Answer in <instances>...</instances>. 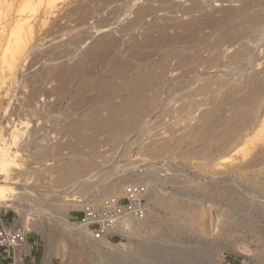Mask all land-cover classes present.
<instances>
[{
	"label": "rangeland",
	"instance_id": "rangeland-1",
	"mask_svg": "<svg viewBox=\"0 0 264 264\" xmlns=\"http://www.w3.org/2000/svg\"><path fill=\"white\" fill-rule=\"evenodd\" d=\"M192 1L196 5H191ZM249 1L0 0V147L9 144V138L12 137L10 134L13 132L17 134L14 137L18 145L14 148L22 150L14 159L17 166L10 164L8 165L10 167L7 166L4 171H0V193L2 192L3 196L16 197L25 209L29 210L28 231L31 224L40 219L43 220L42 226L57 231L59 236L54 242L49 240L47 233L30 230L28 245L24 248L27 264H114L113 253L99 251L94 242L85 239L81 241L73 233L65 231L57 220L65 214L68 219L80 216L82 207L76 206L75 203L83 201L97 204L104 197L106 189L119 182L121 185H129L132 182L145 183L149 192L152 190L160 196L193 206L191 214L182 211L176 217L178 223L183 225L186 222L184 225L187 223L192 225L187 224L189 231L183 241L161 242L163 248L167 247L165 248L167 252L173 251L172 254L176 256L180 250L202 249L207 251L205 257L209 264H264V217L261 212L264 208V199L254 197L253 200L252 196L244 192L246 190L244 187L249 186L244 182L248 177L250 179L258 177L261 184H264V163L249 168L243 166L260 150L264 152V127L260 130L258 124L264 122V97L257 99L259 103L254 100L256 101L254 104L258 103L255 106L251 98L255 80L264 79V4L261 0L258 2L251 0V3L256 5L253 8ZM242 4L243 8L239 10ZM144 5L152 7L154 12L142 21L136 18L138 15L136 11L145 7ZM257 5L261 7L258 8ZM191 6L197 9L192 11ZM184 11L189 14H183ZM255 11L258 12L257 16ZM224 12L225 14L231 12L227 16L230 18L223 16ZM207 14L215 16V19L227 20L221 21L224 25L219 22L221 25L217 24L218 28L206 25L193 30L195 31L193 35L200 43L194 45L188 43L187 45L192 48H187L186 44H183L186 46L184 47L156 43L158 40L161 41L160 37L163 36L175 38L181 35L180 33L184 32L180 29L183 23L186 24L194 18L202 20L200 16H203L204 20ZM51 20H54V23ZM134 20L137 24L134 23L132 28L136 29L126 30V25ZM237 31L238 34L240 32L239 35ZM222 33L224 43L218 48L219 45L217 46L215 41L220 39ZM146 35L150 36V39H147ZM232 35L235 38H232ZM255 35L258 37H254ZM98 39L102 41L101 43L104 41L109 43L110 40V43H114L110 46L112 53L109 51V56L102 54V48L92 43ZM19 40H22L21 44L17 42ZM213 46L216 51L212 49ZM86 50H90L91 59L89 58L86 70H82V73H85H80L81 78L71 77L66 86L63 82L68 77L66 78L64 74L67 76L68 68L73 66L81 58L82 53L87 52ZM170 50H173L171 55ZM239 51L240 54L245 53V56L241 54L239 58ZM186 52H190L194 61L195 57L200 60L196 58L197 62L192 61L189 65L179 66L176 54ZM14 55L15 61L8 63L6 60L11 61L10 57ZM217 55L220 56L218 61ZM234 55L235 59L232 58ZM116 60L124 62H120L121 72L115 78L112 77V71ZM163 68L164 77L159 84L160 80H156L157 88L155 86L145 91L148 99H151L144 106L148 109L134 107L131 111L115 114L113 110L126 103V94L130 88L131 92L135 91L151 69L158 72ZM55 69L61 74H56ZM136 73L140 80L135 77ZM128 77L131 79L130 83L136 78L137 80L130 84ZM96 80L107 81L111 86L110 90L112 89V92L109 91L111 98L95 97L93 84L97 83ZM123 83L129 85L130 90ZM59 85L63 86L64 91L59 92ZM88 85L92 86V89L89 90ZM35 91L39 92L36 96ZM91 94L94 96L91 97ZM154 95L156 97H153ZM95 98H101L102 101ZM110 105L113 107H109ZM251 106L255 116L250 112ZM237 109L240 112L243 110L242 113L246 114L249 110L250 120L253 118L252 123L249 121V125L247 123L240 125L242 128L237 127L238 130L234 129L237 124L231 118L233 114L236 116L240 113ZM129 121L134 122L125 126L126 128L123 126L124 129L120 127L112 130L114 123L123 124ZM221 121L228 122L223 130L219 129ZM103 122L109 123L102 128ZM214 126L218 128L213 129ZM220 130L221 132H218ZM216 131L218 134H224L222 139L225 142L219 141V137L216 139ZM226 132L230 134L227 136ZM245 142L246 144H243ZM224 156L230 160L221 161ZM173 182L188 184L191 192H179ZM191 184L196 188L190 186ZM227 184L258 207V210L252 211L258 219H247L245 226H232L227 218L231 210L219 200L220 193L223 194L221 189ZM257 184L256 182L251 186L256 187ZM261 184L259 188H262ZM116 191L119 192L118 189ZM71 199L75 200L71 205L65 206ZM147 205L148 208L151 207L148 199ZM3 213L11 217L5 220ZM0 214L6 225L19 226L20 217L13 208H0ZM160 215L165 221L171 220L172 215L169 212L161 211ZM149 217L151 213L148 211L146 219ZM147 229L137 234L121 230L109 241L118 246L119 256L130 258L138 255L137 253L146 247L149 235L155 237V230ZM82 242H86L88 251L82 250ZM176 259L173 257L168 263H163L154 258L138 257L137 262L133 264H180L181 261Z\"/></svg>",
	"mask_w": 264,
	"mask_h": 264
},
{
	"label": "bare ground",
	"instance_id": "bare-ground-1",
	"mask_svg": "<svg viewBox=\"0 0 264 264\" xmlns=\"http://www.w3.org/2000/svg\"><path fill=\"white\" fill-rule=\"evenodd\" d=\"M163 1V0H162ZM178 1V0H177ZM185 1V0H184ZM190 1V0H189ZM244 1V0H243ZM247 1V0H246ZM253 1V0H252ZM258 1H260V0H257L256 2H258ZM262 2L261 3H263L264 4V0H261ZM158 2V1H157ZM160 2V1H159ZM193 2V1H192ZM250 3H251V0L249 1ZM248 2V3H249ZM256 2H254L255 4H258V3H256ZM67 3V2H66ZM81 3V2H80ZM163 3H165V2H163ZM175 3V2H174ZM174 3H173V5H174ZM191 3V2H190ZM169 4V3H168ZM177 4V3H176ZM195 3L193 2V4L191 3V5H194ZM252 4V3H251ZM262 4V5H263ZM72 5V4H71ZM77 5V4H76ZM79 5V4H78ZM161 5H162V3H161ZM172 5V6H173ZM196 5V4H195ZM206 5V4H205ZM73 6V5H72ZM81 6V5H80ZM80 6H78L79 8H80ZM145 6V5H144ZM165 6V5H164ZM188 6V5H187ZM198 6H200V5H198ZM202 6V5H201ZM200 6V7H201ZM249 6H250V4H249ZM253 6H256V5H253L252 4V7ZM258 6V5H257ZM260 6V5H259ZM259 6H258V8H259ZM264 6V5H263ZM67 7V6H66ZM161 7V6H160ZM170 7V6H169ZM189 7H190V5H189ZM193 6H191V8H192ZM245 7V6H244ZM261 7V6H260ZM64 8V7H63ZM70 9L72 8V7H69ZM83 8V7H82ZM155 8V7H154ZM178 8V7H177ZM186 8V7H185ZM191 8L189 9V10H191ZM195 8L197 9V7H194V9L192 8V11L193 10H195ZM203 8H205V7H203ZM238 8H239V6H238ZM243 8V4H242V7H240L239 8V10L240 9H242ZM250 8H251V6H250ZM254 8V7H253ZM256 8V7H255ZM263 8V7H262ZM74 9V8H73ZM76 9V8H75ZM138 9V8H137ZM140 9V8H139ZM183 9V8H182ZM181 9V10H182ZM187 9V8H186ZM230 10L232 9V8H229ZM234 9V8H233ZM245 10H246V8H244ZM257 9V8H256ZM79 10H81V8L79 9ZM173 10V9H172ZM180 9H179V11H181ZM184 10V9H183ZM227 10V9H226ZM225 10V11H226ZM229 10V11H230ZM238 10V9H237ZM254 10V9H253ZM71 11V10H70ZM167 11V10H166ZM188 11V10H187ZM187 11H184L183 12V14H186L187 15ZM192 11H191V13H192ZM198 11V10H197ZM200 11H201V8H200ZM236 11V10H235ZM242 11V10H241ZM248 11V10H247ZM258 11V10H257ZM264 11V10H263ZM262 11V12H263ZM66 12V11H65ZM134 12V11H133ZM137 13H138V15L136 16V18H138L139 20H142L143 18H145V17H149L148 15H151L153 12H154V9H152V7H149V5H148V7H147V5L145 6V7H143L142 9H140L139 11L137 10L136 11ZM177 12V11H176ZM202 12V11H201ZM204 12V11H203ZM233 12V11H232ZM246 12V11H245ZM250 12V11H249ZM259 12H261V11H259ZM197 13V12H196ZM227 13V12H226ZM242 13V12H241ZM247 14H248V12H246ZM258 13V12H257ZM256 13V11H255V15L257 14ZM45 14V13H44ZM51 14V13H50ZM49 13H48V15H50ZM189 14V13H188ZM224 14H225V12H224ZM229 14H231V12H228V14H225V15H223V16H225V17H227ZM237 14V13H236ZM240 14V13H239ZM243 14H245L244 12H243ZM252 14V13H251ZM253 14H254V12H253ZM47 15V14H46ZM191 15V14H190ZM198 15V14H197ZM213 15V14H212ZM66 16V15H65ZM134 16V15H133ZM234 16V15H233ZM250 15H248V17H249ZM252 16H254V15H252ZM257 16V15H256ZM200 17H202V20H201V18H198V19H200L201 20V22L198 20V19H196V18H194V19H191L190 21H188V23H183L184 25H182L181 26V30H183L184 32L183 33H180L181 35H175L176 37L174 38V37H172V38H168V37H166V36H163V37H160V38H162L161 39V41H157L156 43L158 44V42H160V44L161 45H170V44H173V45H179V46H181V45H183V44H188V43H190V44H193L194 45V43H200V41L198 42L197 41V37H195L193 34H195L194 32H193V30H197L199 27H202V26H206V25H208V26H206V27H209V25H214V26H217V28L219 27L217 24H219V25H221L219 22H221L222 20L223 21H226L228 18H230V16L229 17H227V19L226 20H224L223 18H222V20H220L219 18L218 19H215L213 16H211V15H208L207 14V16H204V20H203V16H200ZM222 17V16H221ZM242 17V16H241ZM247 17V16H246ZM251 17V16H250ZM258 17H259V14H258ZM263 17V16H262ZM47 18V17H46ZM232 18V17H231ZM253 17H251V19H252ZM257 18V17H256ZM261 18V17H260ZM171 19V18H170ZM176 19V18H175ZM174 19V20H175ZM238 19V18H237ZM264 19V18H263ZM56 20V19H55ZM145 20V19H144ZM171 20H173V19H171ZM189 20V19H188ZM257 20V19H256ZM261 20H262V18H261ZM45 21V20H44ZM48 21V20H47ZM46 21V23H48ZM52 21V20H51ZM54 21V20H53ZM52 21V22H53ZM143 21V20H142ZM234 21V20H233ZM249 21V20H248ZM255 21V20H254ZM259 21V20H258ZM137 21L136 20H134V21H131L129 24H127L126 25V27H125V29L126 30H129V29H132V30H134V29H136V27L135 28H132L133 27V25H134V23L135 24H137L136 23ZM168 22H170V21H168ZM177 22V21H176ZM256 22V21H255ZM261 22V21H260ZM54 23V22H53ZM52 23V24H53ZM57 23V22H56ZM56 23H55V25H56ZM222 23V22H221ZM233 23V22H232ZM256 23H259V22H256ZM263 23V22H262ZM261 23V24H262ZM17 24H19V23H17ZM49 24H50V22H49ZM138 24H139V22H138ZM141 24V23H140ZM145 24V23H144ZM180 24H182V23H180ZM223 24V23H222ZM229 24H231V23H229ZM240 24H242V23H240ZM248 24V23H247ZM261 24H259V26H261ZM54 25V26H55ZM166 25V24H165ZM224 25V24H223ZM222 25V26H223ZM246 25V24H245ZM244 25V26H245ZM250 25H251V23H250ZM50 26V25H49ZM52 26V25H51ZM50 26V27H51ZM156 26V25H155ZM167 26V25H166ZM229 26H231V25H229ZM247 26V25H246ZM248 26H249V24H248ZM247 26V27H248ZM263 26V25H262ZM139 27V26H138ZM148 27V26H147ZM151 27V26H150ZM177 27V26H176ZM180 26L178 25V28H179ZM221 27V26H220ZM238 27V26H237ZM250 27V26H249ZM264 27V26H263ZM145 28V27H144ZM152 28H154V27H152ZM165 28V27H164ZM205 28V27H204ZM245 28V27H244ZM251 28H252V25H251ZM257 28H258V25H257ZM222 29V28H221ZM232 29V28H231ZM253 29V28H252ZM263 29V28H262ZM148 30H153V29H149L148 28ZM178 30V29H177ZM186 30H188V33H186ZM205 30V29H204ZM242 30V29H241ZM244 30H246V29H244ZM255 30V29H254ZM258 30V29H257ZM256 30V31H257ZM259 30H260V28H259ZM227 31V30H226ZM234 31V30H233ZM248 31V30H247ZM131 32V31H130ZM161 32V31H160ZM163 32V31H162ZM175 32V31H174ZM262 32V31H261ZM129 33V32H128ZM147 33H149V31H147ZM167 33V32H166ZM225 33V32H224ZM224 33H222V34H220L221 35V37L219 36V40L217 41H215V42H217V46L219 45V47L218 48H220V45L221 46H223L222 45V43H224V42H222L223 41V38H222V36H223V34ZM227 33H229V32H227ZM226 33V34H227ZM256 33V32H255ZM165 34V33H164ZM178 34V33H177ZM225 34V35H226ZM237 34H238V31H237ZM239 34H240V32H239ZM238 34V35H239ZM250 34V33H249ZM252 34V33H251ZM264 34V33H263ZM262 34V35H263ZM144 35H145V33H144ZM143 35V36H144ZM150 35V34H149ZM224 35V36H225ZM151 36V35H150ZM150 36H148V35H146V38L148 39ZM170 36V35H169ZM198 36V35H197ZM215 36H216V34H215ZM227 37H228V34L226 35ZM230 36H231V34H230ZM253 36V35H252ZM257 35H255L254 37H256ZM261 35H259V37H260ZM153 37V36H152ZM240 37V36H239ZM242 37V36H241ZM258 37V36H257ZM102 38V37H101ZM104 38V37H103ZM145 38V36L143 37V39ZM156 38V37H155ZM159 38V39H160ZM174 38V39H173ZM218 38V37H217ZM232 38H235V37H233V35H232ZM231 38V39H232ZM249 38V37H248ZM253 38V37H252ZM260 38H262V37H260ZM150 39V38H149ZM199 39V38H198ZM229 40H230V38H228ZM237 39H238V36H237ZM243 39V38H242ZM241 39V40H242ZM254 39V38H253ZM96 40V39H95ZM94 40V41H95ZM107 40V39H106ZM136 40V39H135ZM228 40V42H229V44H230V41ZM233 40V39H232ZM231 40V41H232ZM258 40V39H257ZM22 41V40H21ZM21 41L19 40V41H17V42H20L19 44H21ZM103 41H104V39H103ZM237 41V40H236ZM262 41V40H261ZM74 42H75V40H74ZM102 41H100V39H98L96 42H92V43H94V45H97L98 47H101L102 48V54L104 53V55H108L109 56V51H110V49H111V45L112 44H114V43H110L111 42V40H110V42L109 43H104V42H106V41H104L103 43H101ZM140 42H141V40H140ZM151 42V41H150ZM205 42V41H204ZM238 42H239V40H238ZM247 42V41H246ZM255 42V41H254ZM226 44H227V42H225ZM18 44V43H17ZM72 44H74V43H72ZM152 44V43H151ZM203 44V41H202V43H201V45ZM213 44V43H212ZM231 44H235V43H232L231 42ZM241 44V43H240ZM239 44V45H240ZM243 44V43H242ZM135 45V44H134ZM195 45H197V44H195ZM205 45V44H204ZM248 45V44H247ZM14 46H15V44H14ZM114 46V45H113ZM112 46V47H113ZM184 46V45H183ZM197 46H199V45H197ZM197 46H195V47H197ZM209 47H210V44L208 45ZM231 46H233V45H231ZM91 47V46H90ZM94 49H95V47L94 46H92ZM116 47V46H115ZM164 47V46H163ZM184 47H186V46H184ZM192 48L190 45L188 46L187 45V48ZM206 47V46H205ZM227 47H229V46H227ZM251 47V46H250ZM254 47V46H253ZM262 47V46H261ZM93 48H91V50L93 49ZM173 48V47H172ZM175 48H176V46H175ZM260 48V47H259ZM88 49V48H87ZM93 49V50H94ZM103 49H105V50H103ZM116 48H114V50H115ZM177 49V48H176ZM205 50L207 49V48H204ZM212 49H214V46H213V48ZM242 49V48H241ZM240 49V51H243V50H241ZM247 49H248V47H247ZM181 50V49H180ZM184 50V49H183ZM210 50V49H209ZM208 50V51H209ZM230 50V49H229ZM87 51V50H86ZM90 51V50H89ZM89 51H87V52H85L84 51V53H82V56H81V58L80 59H78L75 63H74V65L71 67H69L68 69H69V71L67 70V72H68V74H67V76L64 74V73H67V72H63V74H64V76L67 78V80L66 79H64V80H66L65 82H63L64 80L63 79H61V80H63L62 82L64 83V84H66V86H67V84L69 83V81H70V79H71V77H78V78H81V76H82V74H84V73H82V70L84 71V70H86L85 68H86V66H87V63L90 61V57H91V52H89ZM171 51V50H170ZM182 51V50H181ZM180 51V52H181ZM198 51V50H197ZM200 51V50H199ZM202 51H203V49H202ZM214 51H216L215 49H214ZM240 51H239V54H240ZM248 51V50H247ZM93 52V51H92ZM94 52H95V50H94ZM172 52H173V50L171 51V53L170 52H168V53H170V55L172 54ZM184 52V51H183ZM211 52H213V51H211ZM244 52H246V50L244 49ZM110 53H112L111 51H110ZM167 53V54H168ZM190 53V52H189ZM189 53H187L186 52V54L185 53H182V54H176V56L178 57L177 59V61H178V65L179 66H185V65H189V64H191L192 63V61L193 62H197L196 61V58L197 57H195V61H194V59H193V57H192V55H190ZM219 53H220V49H219ZM223 53V52H222ZM227 53V52H226ZM251 53V52H250ZM93 54V53H92ZM166 54V55H167ZM174 54V55H175ZM216 54V53H215ZM215 54H213V56L215 55ZM217 54H218V52H217ZM234 54V53H233ZM241 54H244V56H245V53H242L241 52ZM241 54H240V57L239 58H241ZM247 55H248V53H246ZM255 54V53H254ZM196 55L198 56V54L196 53ZM219 55V54H218ZM217 55V56H218ZM252 55V54H251ZM251 55H249L250 57H251ZM256 55V54H255ZM169 56V55H168ZM216 56V55H215ZM235 56L236 55H234V57H232V58H234L235 59ZM243 56V57H244ZM248 56V57H249ZM254 56V55H253ZM5 57V56H4ZM103 57H107V56H103ZM166 57V56H165ZM172 57V56H171ZM175 57V56H174ZM199 57V56H198ZM211 57V56H210ZM219 57L220 56H218V59H217V61L219 60ZM242 57V58H243ZM6 58V57H5ZM11 58V61H9V60H6V61H8V63H12V62H14L15 61V55L13 56V57H10ZM90 58V59H89ZM125 58V57H124ZM176 58V57H175ZM208 58V57H207ZM214 58V57H213ZM212 58V59H213ZM230 58V57H229ZM232 58H231V60H232ZM237 58V57H236ZM105 59V58H104ZM109 59V58H108ZM120 59V58H119ZM198 60H200V58H197ZM210 59V58H209ZM251 59V58H250ZM5 60V59H4ZM118 60V59H117ZM116 60V62H114V65H113V67L115 68V70H114V68H113V76L112 77H117L118 76V74H120V72H121V70L119 69L121 66V64H120V62H122V61H117ZM165 60H167V58H165ZM205 60V59H204ZM228 60V59H227ZM230 60V59H229ZM238 60V59H237ZM206 61H207V59H206ZM215 61V60H214ZM124 62V61H123ZM122 62V63H123ZM198 62H200V61H198ZM202 62H203V60H202ZM208 62V61H207ZM247 62V61H246ZM7 63V62H6ZM128 63V62H127ZM177 63V62H176ZM204 63V62H203ZM214 63V62H213ZM212 63V64H213ZM237 63V62H236ZM126 64V63H125ZM201 64V63H200ZM199 64V65H200ZM206 64V63H205ZM210 63H208V64H206V65H209ZM211 64V65H212ZM112 65V64H111ZM123 65V64H122ZM175 65H177V64H175ZM177 65V66H178ZM210 65V66H211ZM216 65V64H215ZM249 65V64H248ZM123 67V66H122ZM139 66H137V68H138ZM141 67V66H140ZM139 67V68H140ZM187 67V66H186ZM191 67V66H190ZM189 67V68H190ZM198 67V66H197ZM232 67V66H231ZM250 67V66H249ZM136 68V69H137ZM152 68V67H151ZM178 68V67H177ZM181 68V67H180ZM188 68V67H187ZM207 68V67H206ZM241 68V67H240ZM118 69V70H117ZM135 69V68H134ZM135 69V70H136ZM143 69V68H142ZM153 69V68H152ZM152 69H151V72H147L146 71V73H148V75H146L145 74V76L146 77H143V82H141V84L139 83V81H138V83H139V85L137 86V89L135 90V91H133V92H131V90H132V88H130V87H128L127 86V84L125 85L124 83V85L126 86V87H128L127 89H129L130 91L128 92L127 91V89H126V87L124 88V89H126V93L128 92V94H126V96H127V98H125L126 99V103L125 104H123L122 106H119V107H117L116 109H114L113 111L115 112V114L117 113V114H122L123 112H128V111H131L134 107H138V108H143L144 106H145V103L147 102V101H150L149 99H148V96H147V94H146V89H150V88H153V87H155L156 85H157V81L158 80H160V81H158V84H159V82H161V79L164 77V68H163V70H160V71H152ZM185 69V68H184ZM57 70H59V69H57ZM120 70V71H119ZM141 70V69H140ZM139 70V71H140ZM150 70V69H149ZM148 70V71H149ZM191 70V69H190ZM264 70V69H263ZM55 72H56V74H58V73H60L61 74V72H58V71H56V69L54 70ZM194 71V70H193ZM87 72V71H86ZM133 72V71H132ZM135 72H137V71H134V73ZM145 73V71H142V73ZM190 72V71H189ZM192 72V71H191ZM236 72V71H235ZM80 73H82V74H80ZM231 73H233V72H231ZM87 74V73H86ZM132 74V73H131ZM69 75V76H68ZM81 75V76H80ZM112 75V74H111ZM141 75V74H140ZM143 75V74H142ZM254 75V74H253ZM84 76V75H83ZM132 77L134 76L133 74L131 75ZM130 76V77H131ZM144 76V75H143ZM197 76V75H196ZM111 77V76H110ZM111 77V78H112ZM130 77H128V81H129V83H130ZM131 77V78H132ZM135 77H137L138 79L140 78V76L138 75V73H136L135 74ZM150 77V78H149ZM198 77V76H197ZM254 77V76H253ZM256 77V76H255ZM264 77V76H263ZM62 78V77H61ZM64 78V77H63ZM109 78V77H108ZM137 78L136 79H134V80H132V82L133 81H135L136 82V80H137ZM232 78V77H231ZM110 79V78H109ZM127 79V78H126ZM195 79H197L196 77H195ZM245 79V78H244ZM253 79V78H252ZM256 78H254V80H255ZM69 80V81H68ZM105 80V79H104ZM111 80V79H110ZM140 80V79H139ZM157 80V81H156ZM199 80V79H198ZM225 80V79H224ZM229 80V79H228ZM97 81V80H96ZM98 81H99V83H98ZM97 81V83H95V84H93L94 85V89L93 90H95V97H101V98H108V96H110V98H111V96L112 95H110L111 93L110 92H112L111 90H110V88H111V86H109L108 84H107V81H102V82H100V80H98ZM112 81H114V80H112ZM126 81V80H125ZM256 82H254L255 83V85H254V92H253V96L251 97L252 98V102H253V104L256 102V101H258L259 100V98H261V97H264L263 95H264V79H258L257 78V80H255ZM66 82H68V83H66ZM127 82V81H126ZM131 82V83H132ZM221 82V81H220ZM128 83V84H129ZM130 83V84H131ZM226 83V82H225ZM110 84V83H109ZM135 84V83H134ZM207 84V83H206ZM231 84V83H230ZM253 84V83H252ZM42 85V84H41ZM112 85H114V84H112ZM39 86H40V84H39ZM91 86V85H90ZM132 86V85H131ZM135 86H136V84H135ZM158 86H160V85H158ZM203 86V85H202ZM219 86H221V84L219 85ZM222 86H223V84H222ZM230 86V85H229ZM37 87V86H36ZM42 87V86H41ZM63 86H61L60 87V85H59V88H58V90H59V92L61 91V90H63V88H62ZM92 87V86H91ZM91 87H89V85H88V89L90 90V89H92ZM112 87H115V86H112ZM197 87V86H196ZM43 88V87H42ZM86 88H87V86H86ZM117 88V87H116ZM118 88H119V86H118ZM117 88V89H118ZM156 88H157V86H156ZM207 88V87H206ZM115 89V88H114ZM202 89H203V87H202ZM87 90V89H86ZM119 90L120 91H122L120 88H119ZM118 90V91H119ZM144 90V91H143ZM157 90V89H156ZM194 90V89H193ZM206 90V89H205ZM39 91V90H38ZM38 91H35V93H34V96H36L37 95V93H39ZM64 91V90H63ZM110 91V92H109ZM141 91H143V93H141ZM159 91H160V88H159ZM192 91V90H191ZM203 91H204V89H203ZM250 91V90H249ZM62 92V91H61ZM92 92V91H91ZM206 92H207V90H206ZM94 94V93H93ZM194 94V93H193ZM249 94V93H248ZM149 95V94H148ZM231 95V94H230ZM32 96H33V94H32ZM92 96H94V95H92L91 94V97ZM150 96V95H149ZM153 97H156V95H154ZM152 97V99H155V98H153ZM248 97V96H247ZM30 98H32V97H30ZM100 98V99H101ZM234 98V97H233ZM236 98H237V95H236ZM235 98V99H236ZM96 99H98V98H95V100ZM100 99H98V100H100ZM109 99V98H108ZM206 99V98H205ZM258 99V100H257ZM91 100H92V98H91ZM234 100V99H233ZM232 100V101H233ZM254 100H256V101H254ZM100 101H102V100H100ZM206 101V100H205ZM231 101V100H230ZM229 101V102H230ZM238 101V100H237ZM243 101V100H242ZM241 101V102H242ZM109 102V101H108ZM202 102V101H201ZM247 102V101H246ZM148 103V102H147ZM194 103V102H193ZM198 103V102H197ZM200 103V102H199ZM204 103V102H203ZM233 103V102H232ZM235 103V102H234ZM238 104H239V102H237ZM258 103H259V101H258ZM257 103V104H258ZM257 104H254V106L255 105H257ZM220 105V104H219ZM112 105H110L109 107H111ZM240 106V105H239ZM248 106V105H247ZM246 106V107H247ZM253 106V107H254ZM113 107V106H112ZM148 107V106H147ZM235 107V106H234ZM249 107V106H248ZM115 108V107H114ZM218 108V107H217ZM239 108V107H238ZM244 108V107H243ZM242 108V109H243ZM250 108V107H249ZM146 109H148V108H146ZM145 109V107H144V109H142V110H146ZM187 109V108H186ZM214 109V108H213ZM255 109V108H254ZM110 110H112V109H110ZM218 110V109H217ZM236 110V109H235ZM237 111H238V109H237ZM249 111V110H248ZM248 111H247V114L246 113H242V112H244L243 110H242V112H240V111H238V115H232L231 116V118L235 121V123L237 124V126H235L234 127V129H236V130H238V128L237 127H240V125H243V124H245V123H249V121H251L250 123H252V120H253V118H252V120H250V114L251 113H254V112H252L253 110H252V106H251V109H250V112L251 113H249L248 114ZM255 111V110H254ZM113 113V112H112ZM235 113H236V111H235ZM221 114V113H220ZM219 114V115H220ZM203 115H204V113H203ZM218 115V114H217ZM216 115V116H217ZM207 116V115H206ZM254 116H255V113H254ZM204 118V117H203ZM229 118V117H228ZM259 118V117H258ZM232 119H231V121H232ZM222 120V119H221ZM209 121V120H208ZM211 121V120H210ZM229 121H230V119H229ZM132 122V123H131ZM133 122L134 121H129L128 123H123V124H117V123H114L113 124V126H112V130L113 129H116L117 130V128H119L120 129V127H122L123 128V126H124V128H126L125 126H128L130 123V125H132L133 124ZM204 122V121H203ZM215 122V121H214ZM233 122V121H232ZM232 122H230V123H232ZM257 122V121H256ZM29 123V122H28ZM107 123H109V122H103V123H101V127L102 128H104L105 127V125H108ZM208 123V122H207ZM213 123V122H212ZM217 123H219V122H217ZM227 123L228 122H222L221 121V123H220V125H219V129H221V130H223L222 128H224V126H226L227 125ZM234 123V122H233ZM233 123H232V125H233ZM259 124V129L261 130V129H263L262 127H264V122L263 121H261V123H258ZM257 124V125H258ZM213 125H215V124H213ZM217 124H216V126H218ZM228 125H230V124H228ZM249 125V124H248ZM254 125V124H253ZM252 125V126H253ZM203 126V125H202ZM233 127V126H232ZM231 127V128H232ZM123 128V129H124ZM196 128V127H195ZM201 128V127H200ZM208 128H210V127H208ZM212 128V127H211ZM215 128H218V127H213V129H215ZM226 128V127H225ZM240 128H242V127H240ZM255 128V127H254ZM21 129V128H20ZM23 129V128H22ZM25 129V128H24ZM122 129V130H123ZM194 129V128H193ZM203 129H204V126H203ZM227 129V128H226ZM257 129V128H256ZM221 130L220 131H218V132H221ZM228 130H229V127H228ZM240 130V129H239ZM260 130H258V132L260 131ZM197 131V130H196ZM213 131V130H212ZM225 131V130H224ZM223 131V132H224ZM227 131V130H226ZM233 131H235V130H233ZM248 131V130H247ZM17 132V131H16ZM193 132V131H192ZM210 132V131H209ZM208 132V133H209ZM232 132V131H231ZM238 132V131H237ZM257 132V131H256ZM262 132V131H261ZM198 133V132H197ZM204 133H205V131H204ZM207 133V132H206ZM211 133V132H210ZM216 133H217V131H216ZM241 133V132H240ZM203 134V133H202ZM215 134V133H214ZM223 134V133H222ZM221 133L220 134H216L217 136H216V139H217V137H219V141L220 140H222V141H224L223 139H222V136L224 135H222ZM228 134H230V133H228ZM228 134H227V132L225 133V135H227L228 136ZM232 134H234V133H232ZM11 136V138H9L10 140V142H9V144L7 143L8 142V140H7V144H5L4 145V147H0V171H4L6 168H7V166L8 165H10V164H14V165H16L15 164V161H14V159H15V157L18 155V154H20V151H22V150H20V148L19 149H17V147L16 148H14L15 147V145H17L16 143H15V135H17V134H14L13 132H11V134H10ZM195 135H196V133H195ZM206 135V134H205ZM236 135V134H235ZM247 135V134H246ZM258 135V134H257ZM202 136V135H201ZM227 136H225V138L227 137ZM233 136V135H232ZM209 137V136H208ZM208 137H207V139H208ZM213 137V136H212ZM245 137V136H244ZM247 137V136H246ZM18 138H19V136H18ZM204 138V137H203ZM224 138V137H223ZM206 139V138H205ZM212 139V138H211ZM237 139V138H236ZM248 139H249V136H248ZM248 139H245V140H248ZM20 139H18V141H19ZM235 140V139H234ZM225 142V141H224ZM224 142H222V143H224ZM244 142V141H243ZM248 142V141H247ZM5 143V142H4ZM243 144H246V142L245 143H243ZM239 145V144H238ZM18 146V145H17ZM221 146V145H220ZM225 146V145H224ZM244 146H246V145H244ZM263 146V145H262ZM170 147V146H169ZM172 147V146H171ZM236 147H238V146H236ZM206 147H204V149H205ZM219 148V147H218ZM225 148V147H224ZM227 148V147H226ZM257 148V147H256ZM260 148V147H259ZM13 149H15V150H13ZM260 150V149H259ZM222 151V150H221ZM261 151V150H260ZM258 152L253 158H250L249 159V161L248 162H246V164L245 165H243L244 166V168H249V167H253V166H256V165H260V164H262V163H264V152L262 151V152ZM204 152V151H203ZM224 153V152H223ZM226 155H228L227 153H226ZM252 155H253V153H252ZM223 156V155H222ZM231 156V155H230ZM229 156V157H230ZM226 156H224V158H221L220 160L222 161H226L227 159L228 160H230V158H225ZM244 163V162H243ZM17 166V165H16ZM8 167H10V166H8ZM15 170L17 169L18 170V168H14ZM239 171V170H238ZM247 177V176H246ZM245 177V178H246ZM244 178V177H243ZM242 178V179H243ZM244 178V179H245ZM243 179V180H244ZM134 181V180H133ZM129 182V181H128ZM244 182H245V185H249L248 187L246 186V187H244V189H246V190H244V192L246 193V194H249L250 196H252L253 198L255 197V198H257V197H261L262 199H264V184H261L262 182L260 181V178H258V177H254L253 179H250L249 177H248V179H245L244 180ZM258 183L257 184V186L256 187H254V186H251V185H255V183ZM133 183V182H132ZM134 183H137V182H134ZM191 183V182H190ZM189 183V184H190ZM229 183V182H228ZM241 183H243V182H241ZM264 183V182H263ZM122 184H123V182H122ZM125 184V183H124ZM129 184H131V183H129ZM173 184H174V187L176 188V189H178V191L179 192H183V193H190L191 192V187H189V185L187 184V185H184V184H182V183H179V182H173ZM224 184V183H223ZM260 184L261 185H263V186H261L262 188H259L260 187ZM244 185V184H243ZM242 185V186H243ZM244 185V186H245ZM127 186V184L126 185H121V183L119 182V183H116V184H113V185H111L109 188H107L106 189V191L103 193V194H105L104 195V197L103 198H105V197H108V196H118L119 194H121L122 193V191L124 190V188ZM190 186H194V184L192 185H190ZM241 186V187H242ZM195 188H196V186H194ZM195 188H192L193 190H195ZM234 188V187H233ZM239 188V187H238ZM118 189V191L119 192H117L116 190ZM119 189H121V190H119ZM149 189V188H148ZM242 189V188H241ZM260 189V190H259ZM221 190H223V194L222 193H220V197H219V200H220V202L221 203H223V204H225V205H227L229 208H230V210H231V213H229L228 215H227V218H229V220H230V223H232V226L233 227H235V226H240V225H243V226H245V225H247L246 224V220L247 219H258V218H256L257 216H256V214L255 213H253L252 211L254 210H258V207H256V206H254V204H252L249 200H248V198H246V196H244L242 193H240V194H238V193H236L232 188H231V186H228V184L227 185H225V187H223V189H221ZM117 192V193H116ZM2 193V192H1ZM0 193V208H13L14 210H15V212L19 215V217H20V222H19V225L20 226H23L24 228H26L27 229V226H28V223H27V220H28V216L30 215V213H29V210L28 209H25V207L23 206V204H22V202L21 201H19V199H17L16 197H9V196H3L2 194ZM102 194V195H103ZM148 194H149V198H148ZM101 196V195H100ZM97 197V196H96ZM102 198V199H103ZM255 198L253 199V200H255ZM260 198V199H261ZM99 199V198H98ZM102 199L97 203V204H99L101 201H102ZM147 199H148V203H149V206H151V207H149L148 208V211H149V213H151V217H149V218H147V219H145V220H142V221H131L130 223H128V224H126L125 226H123V227H121L119 230H117V233L118 232H120L121 230H125V231H130L132 234L133 233H135V234H137V233H139V232H141V231H144V229H146V228H150V229H154L155 230V233H157V234H155L154 232H152V233H154V236L155 237H153V235H152V237H151V235H149L150 237H147V239H146V247H143L137 254L138 255H136V256H132V257H130V258H127V257H123V256H119V249H118V246L117 245H113L107 238H105V237H103V238H101L100 240H95V239H93L88 233H87V231H86V229L84 228V227H81L80 225H78V224H73V223H71L69 220H68V218H67V215L65 214L63 217H60V218H58V220H57V222H58V224L65 230V231H67V232H70V233H73L74 235H76V237H78V238H80V240L81 241H83L84 239L86 240V241H88V242H94L95 243V246H97L98 247V250L99 251H101V252H111V253H113V263L114 264H133V263H136L137 262V259H138V257H146V258H154V259H157V260H159V261H161V262H163V263H168V260H170L171 258H173L174 257V259H176V258H178L181 262H179L180 264H209V261H208V259L205 257V253L207 252H205L204 250H193V251H188V250H185V251H182V250H180V253L178 254V255H174V254H172V252H167V250L165 249V248H167V247H164L163 248V246L164 245H162L161 244V242H167V241H173V240H175L176 242H181V241H183V238L185 237V236H187V231H189L188 229H189V227L187 226V224H185L184 225V223H186V222H184L183 223V225L181 224V223H178L177 222V220H176V217L179 215V213H181L182 211H188L190 214L192 213V210H193V206L192 205H190V204H183V203H178V201H175V200H173L172 198H168V197H163V196H160V195H158L155 191H150L149 192V190H148V193H147ZM75 200V199H74ZM74 200H72L71 199V201H70V203L69 202H67L66 204H65V206H69V205H71V202H73ZM86 201V200H85ZM261 203V202H260ZM76 204V206H81L82 207V209H84V207L86 206V205H89V204H92V205H97V204H95V203H93V202H87V203H84L83 201H80V203H75ZM256 204V203H255ZM259 206H261V205H259ZM264 207V206H263ZM81 209V210H82ZM161 211H164V212H169V213H171V220L170 221H165V219L160 215V212ZM257 212V211H256ZM263 214H262V213ZM261 214L263 215V217H264V208L263 209H261ZM259 215V214H258ZM192 219V218H191ZM43 221V220H42ZM40 219L39 220H37V222L36 223H34V224H31V229H29V231L30 230H32V231H39V233H40V230L43 232V234L45 233H47V237L49 238V240L50 241H57V239H58V237L59 236H57V234H58V232L57 231H55V230H51V228H46V227H44V225L42 226V224H41V222H42ZM144 221V222H143ZM193 221V220H192ZM192 221H190V222H192ZM248 221V220H247ZM190 224V226H192L191 225V223H189ZM188 224V225H189ZM147 229V230H148ZM152 230H150V231H152ZM153 230V231H154ZM28 231V230H27ZM29 231H28V233H29ZM157 231V232H156ZM169 232V234H168V232ZM41 232V233H42ZM145 232H146V230H145ZM148 232H146V234H147ZM151 233V232H150ZM164 233H167V235H164ZM46 236V235H45ZM174 242V241H173ZM83 243V242H82ZM85 244H86V242L85 243H83L82 244V250H87V246H85ZM168 244V243H167ZM175 244V243H174ZM89 245V244H88ZM25 246H26V244L21 248V251H25L24 250V248H25ZM166 246V245H165ZM89 249V248H88ZM184 249H186L185 247H184ZM20 250V249H19ZM18 251V250H17ZM88 251V250H87ZM179 251V250H178ZM182 251V252H181ZM177 260V259H176Z\"/></svg>",
	"mask_w": 264,
	"mask_h": 264
},
{
	"label": "built area",
	"instance_id": "built-area-1",
	"mask_svg": "<svg viewBox=\"0 0 264 264\" xmlns=\"http://www.w3.org/2000/svg\"><path fill=\"white\" fill-rule=\"evenodd\" d=\"M147 193L145 183H131L120 195L105 197L97 205H86L80 216L68 220L84 227L95 240L103 237L109 240L131 221L146 219ZM25 244L28 245L27 229L20 225L8 226L0 218V264H27V254L21 251Z\"/></svg>",
	"mask_w": 264,
	"mask_h": 264
},
{
	"label": "crops",
	"instance_id": "crops-1",
	"mask_svg": "<svg viewBox=\"0 0 264 264\" xmlns=\"http://www.w3.org/2000/svg\"><path fill=\"white\" fill-rule=\"evenodd\" d=\"M2 215L5 217V220H7L6 218L11 217V215H8V214H6V213H3ZM0 218H1V214H0Z\"/></svg>",
	"mask_w": 264,
	"mask_h": 264
}]
</instances>
